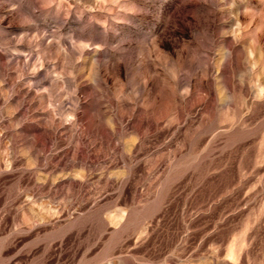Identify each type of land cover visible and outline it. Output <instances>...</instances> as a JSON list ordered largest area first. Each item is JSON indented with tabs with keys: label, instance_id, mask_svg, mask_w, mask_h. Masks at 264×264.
<instances>
[{
	"label": "rangeland",
	"instance_id": "1",
	"mask_svg": "<svg viewBox=\"0 0 264 264\" xmlns=\"http://www.w3.org/2000/svg\"><path fill=\"white\" fill-rule=\"evenodd\" d=\"M0 264H264V0H0Z\"/></svg>",
	"mask_w": 264,
	"mask_h": 264
}]
</instances>
